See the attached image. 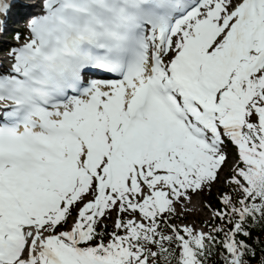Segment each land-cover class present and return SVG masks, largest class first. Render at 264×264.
I'll use <instances>...</instances> for the list:
<instances>
[{
	"label": "snow or ice",
	"instance_id": "snow-or-ice-1",
	"mask_svg": "<svg viewBox=\"0 0 264 264\" xmlns=\"http://www.w3.org/2000/svg\"><path fill=\"white\" fill-rule=\"evenodd\" d=\"M22 7L0 62V264H264V0Z\"/></svg>",
	"mask_w": 264,
	"mask_h": 264
},
{
	"label": "rangeland",
	"instance_id": "rangeland-1",
	"mask_svg": "<svg viewBox=\"0 0 264 264\" xmlns=\"http://www.w3.org/2000/svg\"><path fill=\"white\" fill-rule=\"evenodd\" d=\"M219 187V185L214 186V190ZM192 203L190 205L191 211L185 212L183 218L186 220L185 223H198V221H203L209 218V211L204 207V202L210 203L207 199L205 192L199 195H193ZM179 211V206H178Z\"/></svg>",
	"mask_w": 264,
	"mask_h": 264
},
{
	"label": "trees",
	"instance_id": "trees-1",
	"mask_svg": "<svg viewBox=\"0 0 264 264\" xmlns=\"http://www.w3.org/2000/svg\"><path fill=\"white\" fill-rule=\"evenodd\" d=\"M215 200V199H214ZM216 204V207H218L217 201L215 200L214 202ZM262 239H264V236L261 237ZM258 253H259V249H258Z\"/></svg>",
	"mask_w": 264,
	"mask_h": 264
}]
</instances>
